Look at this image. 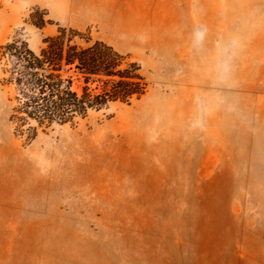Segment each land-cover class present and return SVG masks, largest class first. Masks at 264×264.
I'll list each match as a JSON object with an SVG mask.
<instances>
[{
  "label": "rangeland",
  "instance_id": "obj_1",
  "mask_svg": "<svg viewBox=\"0 0 264 264\" xmlns=\"http://www.w3.org/2000/svg\"><path fill=\"white\" fill-rule=\"evenodd\" d=\"M64 27L147 90L30 138L0 52V264H264V0H0V47Z\"/></svg>",
  "mask_w": 264,
  "mask_h": 264
},
{
  "label": "trees",
  "instance_id": "obj_2",
  "mask_svg": "<svg viewBox=\"0 0 264 264\" xmlns=\"http://www.w3.org/2000/svg\"><path fill=\"white\" fill-rule=\"evenodd\" d=\"M76 34L61 28L45 38L39 52L19 40L0 47L7 56L8 82L15 85L18 103L11 120L27 126L30 138L37 135L32 120L40 126L65 123L109 103H129L147 90L137 62L121 67L126 57L113 46L103 41L79 44L74 41ZM76 79L83 83L80 90L74 86Z\"/></svg>",
  "mask_w": 264,
  "mask_h": 264
},
{
  "label": "bare ground",
  "instance_id": "obj_3",
  "mask_svg": "<svg viewBox=\"0 0 264 264\" xmlns=\"http://www.w3.org/2000/svg\"><path fill=\"white\" fill-rule=\"evenodd\" d=\"M113 31H114L116 34H120V33H121L120 30H118V29H116V30L113 29ZM97 140L101 141V140H103V137H102V136H99V138H97Z\"/></svg>",
  "mask_w": 264,
  "mask_h": 264
}]
</instances>
